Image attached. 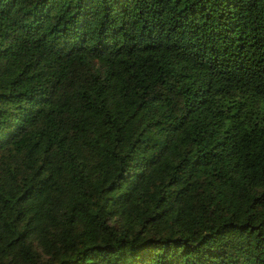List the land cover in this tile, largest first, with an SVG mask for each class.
I'll list each match as a JSON object with an SVG mask.
<instances>
[{
  "label": "trees",
  "instance_id": "1",
  "mask_svg": "<svg viewBox=\"0 0 264 264\" xmlns=\"http://www.w3.org/2000/svg\"><path fill=\"white\" fill-rule=\"evenodd\" d=\"M0 264H264V0H0Z\"/></svg>",
  "mask_w": 264,
  "mask_h": 264
}]
</instances>
